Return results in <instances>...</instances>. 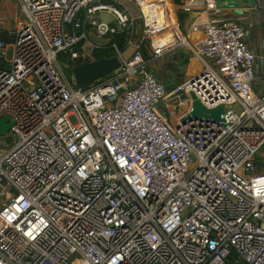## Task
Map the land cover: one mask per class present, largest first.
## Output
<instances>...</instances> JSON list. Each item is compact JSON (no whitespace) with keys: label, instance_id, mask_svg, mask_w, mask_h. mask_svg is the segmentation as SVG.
Here are the masks:
<instances>
[{"label":"built area","instance_id":"built-area-1","mask_svg":"<svg viewBox=\"0 0 264 264\" xmlns=\"http://www.w3.org/2000/svg\"><path fill=\"white\" fill-rule=\"evenodd\" d=\"M17 1L24 19L0 23V118L15 137L0 154V264H264V92L246 28L218 0H202L196 41L177 44L162 38L175 30L167 0H128L138 15L121 0ZM153 39L164 44L147 57ZM105 47L112 73L67 77L60 56L72 70ZM178 47L201 69L167 87L148 67ZM193 94L224 104L223 120L183 121ZM160 104L186 113L171 121Z\"/></svg>","mask_w":264,"mask_h":264},{"label":"crops","instance_id":"crops-1","mask_svg":"<svg viewBox=\"0 0 264 264\" xmlns=\"http://www.w3.org/2000/svg\"><path fill=\"white\" fill-rule=\"evenodd\" d=\"M229 2V3H228ZM227 3V4H226ZM256 0H218V7L221 13L226 17L233 19L242 24L247 30V42L252 50L259 56L257 60V73L254 80V88L258 93L264 92V60L261 56L264 55V2L259 8H255ZM174 0H167V9L170 12L172 19L175 22V36L171 39L176 44L184 37L195 42L199 32H193L191 25L196 18L200 16L203 20L205 14L203 12L204 4L202 0H175V13L173 11ZM248 8L244 11L243 8ZM147 21L153 26H159L165 23V11L162 5L147 6ZM165 37H172L171 34ZM164 44L162 40H150L147 47V57L152 56L154 47ZM148 68L153 71L157 77L166 84L167 87H172L183 82L185 79L194 75L201 69V63L194 57L192 52L185 47H178L175 52L166 55L162 59L156 61ZM169 71L172 72L169 73ZM163 76L165 78L163 79ZM166 80V81H165ZM165 108V107H164ZM163 111V110H162ZM186 109H182L175 114V122L178 116L185 115ZM174 119V118H173Z\"/></svg>","mask_w":264,"mask_h":264},{"label":"water","instance_id":"water-1","mask_svg":"<svg viewBox=\"0 0 264 264\" xmlns=\"http://www.w3.org/2000/svg\"><path fill=\"white\" fill-rule=\"evenodd\" d=\"M91 38L95 42L102 45L108 43V39L97 38L95 35H92ZM119 66V59L116 56H111L75 65L72 70L76 85L80 87H86L94 83L95 81L109 75ZM193 98L194 102L192 111L183 117V121H185L187 118H190L191 116L213 118L218 121L223 120L222 114L225 109L224 104H221L213 109H208L201 104L195 94H193ZM13 125L14 121L12 120L11 116L7 115L0 118V136L8 134Z\"/></svg>","mask_w":264,"mask_h":264},{"label":"rangeland","instance_id":"rangeland-1","mask_svg":"<svg viewBox=\"0 0 264 264\" xmlns=\"http://www.w3.org/2000/svg\"><path fill=\"white\" fill-rule=\"evenodd\" d=\"M124 4H126L131 12L134 14V15H138L139 11L138 9L136 8V6L129 2L128 0H121ZM179 0H176V2H178ZM229 3V2H228ZM227 4V3H226ZM173 11L175 13V0H174V6H173ZM168 13H170L168 11ZM99 18L104 20V21H110L113 19V16L107 12V11H102L100 14H99ZM24 19V16L22 15L21 13V10H20V6L18 4V1L17 0H0V23L4 26V27H11V28H14V27H17L19 22L21 20ZM166 22V20H165ZM169 34L172 35V37H168V38H173V36H175V30H173L171 27L169 29ZM164 35H168V33L166 32H163L162 34V38ZM152 52H154V50H152ZM11 55H12V50L11 48L9 49V52H8V55L7 57L8 58H11ZM59 61H60V64L63 68V70L65 71L67 77L73 81V74H72V71L70 72V68H68L66 66V63L65 61L63 60L62 57L59 58ZM154 63H157V62H154ZM153 64V63H152ZM150 64V65H152ZM149 69V68H148ZM169 73L172 74L171 71H169ZM165 84V83H164ZM166 85V84H165ZM161 110H163L167 115L168 117L171 119V121H174L173 118L175 117L174 114H170L168 112L167 109H165L162 104H160L158 106ZM236 108H238V106H236ZM183 108H179L175 111V113H178L182 110ZM239 109V108H238ZM15 142V137L13 136V134L11 132H9L8 134L6 135H1L0 136V154L4 153L5 151H7ZM259 158L261 160V164H260V167H259V171H264V145L263 147L261 148L260 152H259Z\"/></svg>","mask_w":264,"mask_h":264},{"label":"trees","instance_id":"trees-1","mask_svg":"<svg viewBox=\"0 0 264 264\" xmlns=\"http://www.w3.org/2000/svg\"><path fill=\"white\" fill-rule=\"evenodd\" d=\"M117 40L119 42L120 47L123 48L124 47V42H123L122 37L121 38L118 37ZM113 55H114L113 51L111 49H108V48L105 47V48H102V50L100 52L96 53V59L98 60V59H101V58H104V57H111ZM60 57H62V56H60ZM62 58L65 61V58L64 57H62ZM69 71L71 72L72 70L70 69Z\"/></svg>","mask_w":264,"mask_h":264},{"label":"flooded vegetation","instance_id":"flooded-vegetation-1","mask_svg":"<svg viewBox=\"0 0 264 264\" xmlns=\"http://www.w3.org/2000/svg\"><path fill=\"white\" fill-rule=\"evenodd\" d=\"M165 78V76H163V79ZM166 79V78H165ZM166 81V80H165Z\"/></svg>","mask_w":264,"mask_h":264}]
</instances>
